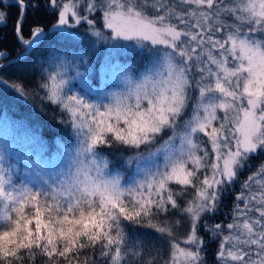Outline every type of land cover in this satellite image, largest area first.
I'll return each mask as SVG.
<instances>
[{
	"label": "snow or ice",
	"instance_id": "6c2138e0",
	"mask_svg": "<svg viewBox=\"0 0 264 264\" xmlns=\"http://www.w3.org/2000/svg\"><path fill=\"white\" fill-rule=\"evenodd\" d=\"M12 8L26 52L87 35L91 52L134 46L144 60L92 96L90 55L57 56L26 86L6 76L21 57L0 49V87L69 129L66 164L34 178L0 150V264H208L211 243L214 264H264V0H0V27ZM53 17L25 38L30 18Z\"/></svg>",
	"mask_w": 264,
	"mask_h": 264
},
{
	"label": "trees",
	"instance_id": "16d2710c",
	"mask_svg": "<svg viewBox=\"0 0 264 264\" xmlns=\"http://www.w3.org/2000/svg\"><path fill=\"white\" fill-rule=\"evenodd\" d=\"M12 16L7 22V27H0V49L10 50L11 55L8 60H14L16 57H23V63L20 65V71L15 68L6 74L9 82H12L14 76L20 77L25 81L26 86H31L33 82L41 75L42 68H47L49 64L56 62V57L64 59L65 54L69 60L72 57L80 55H90L89 68L97 76V71L101 65L100 49L91 52L94 40L91 36L77 37L76 40L63 38H48L40 40L33 49L27 53L25 46L18 43L13 34V23L16 19V9H11ZM39 22L46 26V31L54 22L53 18L43 20H33L30 18L24 28L25 38H30L29 26ZM83 32V29L80 30ZM59 49V51H57ZM24 57H27L25 60ZM144 58L137 57L136 54H126L120 57L121 65L138 66L143 64ZM7 61L0 60V63ZM14 62L13 64H16ZM81 67L79 70L83 71ZM70 73L74 75L75 69L70 68ZM96 84V82H93ZM58 110L54 106L42 107L39 101L33 102L30 99L25 100L16 95L10 89L0 87V150L8 149L13 162L19 161L21 173L28 176L35 173V167L31 166L25 159L30 154L40 158L49 165H55L54 159H66L57 152V145L69 139V129L58 122L59 117L53 118ZM59 162V161H58ZM260 162V161H258ZM119 160L113 159V166L118 167ZM60 167L59 164L55 168ZM246 170L245 173H250ZM218 221L222 220L219 217ZM147 231V230H141ZM215 243L208 246L207 260L208 264H213Z\"/></svg>",
	"mask_w": 264,
	"mask_h": 264
},
{
	"label": "rangeland",
	"instance_id": "374dc122",
	"mask_svg": "<svg viewBox=\"0 0 264 264\" xmlns=\"http://www.w3.org/2000/svg\"><path fill=\"white\" fill-rule=\"evenodd\" d=\"M93 38V37H92ZM42 40V38H41ZM94 40V38H93ZM127 43V42H125ZM101 52V65L97 71V76L95 79V74L92 70H90L89 68L87 69V82H88V86L93 90L91 95L95 96L97 94L98 91H115V90H119L121 88H123L124 84H123V79H122V71L124 70L125 67H131V65H121V61H120V57L122 55H126V54H136L137 57H141V54L139 52L138 49H136L134 46L133 47H117V48H113L111 46L108 45H103V46H97L96 50ZM85 69L81 72H84ZM75 75V73H74ZM96 82V84H94L93 82ZM72 83L76 86L74 90H81L83 89V85L80 82V79L77 78L75 80L72 81ZM35 157V156H33ZM261 159H264V157H261ZM35 160L37 161V163L39 164V169H43L45 171L48 170H52L55 168V166L57 164H59V166H63L64 164H66V159H54V161H56L55 165H49L46 162L42 161L40 158L35 157ZM59 161V162H58ZM258 161L260 160H253L252 164V171L255 170L256 165L259 163ZM31 166L34 167V165L30 164ZM250 173H245L241 176V179H245L247 177V175H249ZM35 173H33L32 175H29L30 178H34ZM239 188V186L237 185V189ZM233 199L234 196L233 195H229L227 196V198L224 200V208L222 210L221 215L219 216V218L222 220L225 219L223 213H227L230 212L232 205H233ZM218 222V219H217ZM214 261L213 264L215 262V252L217 249V244L215 243V248H214ZM208 257V256H207Z\"/></svg>",
	"mask_w": 264,
	"mask_h": 264
},
{
	"label": "water",
	"instance_id": "95a60500",
	"mask_svg": "<svg viewBox=\"0 0 264 264\" xmlns=\"http://www.w3.org/2000/svg\"><path fill=\"white\" fill-rule=\"evenodd\" d=\"M40 42V40L39 41H37V44ZM31 50H29V52H30ZM29 52H27V53H29ZM23 57H21V59H22ZM10 61H12V63H14V62H16L17 60L16 59H14V60H10ZM8 62V61H7ZM6 62V63H7Z\"/></svg>",
	"mask_w": 264,
	"mask_h": 264
},
{
	"label": "bare ground",
	"instance_id": "6f19581e",
	"mask_svg": "<svg viewBox=\"0 0 264 264\" xmlns=\"http://www.w3.org/2000/svg\"><path fill=\"white\" fill-rule=\"evenodd\" d=\"M41 40V39H40ZM37 45V44H36Z\"/></svg>",
	"mask_w": 264,
	"mask_h": 264
}]
</instances>
